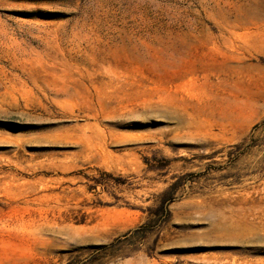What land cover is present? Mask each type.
<instances>
[{"label": "rangeland", "instance_id": "obj_1", "mask_svg": "<svg viewBox=\"0 0 264 264\" xmlns=\"http://www.w3.org/2000/svg\"><path fill=\"white\" fill-rule=\"evenodd\" d=\"M0 264H264V0H0Z\"/></svg>", "mask_w": 264, "mask_h": 264}]
</instances>
